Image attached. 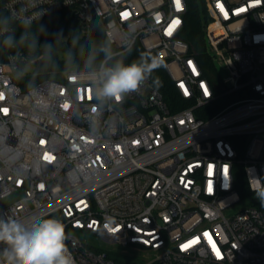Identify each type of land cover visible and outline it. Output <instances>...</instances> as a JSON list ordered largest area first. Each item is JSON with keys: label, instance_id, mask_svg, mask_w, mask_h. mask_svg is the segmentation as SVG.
<instances>
[{"label": "built area", "instance_id": "obj_1", "mask_svg": "<svg viewBox=\"0 0 264 264\" xmlns=\"http://www.w3.org/2000/svg\"><path fill=\"white\" fill-rule=\"evenodd\" d=\"M206 8L199 58L182 38L187 0H0V39L10 22H98L117 49L101 64L140 45L175 93L150 76L121 104L97 100L101 64L25 90L41 57L0 58V219L59 218L76 264H140L87 236L145 254L141 264H264V0Z\"/></svg>", "mask_w": 264, "mask_h": 264}, {"label": "trees", "instance_id": "obj_2", "mask_svg": "<svg viewBox=\"0 0 264 264\" xmlns=\"http://www.w3.org/2000/svg\"><path fill=\"white\" fill-rule=\"evenodd\" d=\"M187 5L182 38L192 45L199 58H204L206 56L205 26L208 23L206 0H187ZM10 25L14 29L13 32L0 39V58L11 52L16 54L23 52L30 58L41 57L36 64V72L27 78H21L20 83L25 90L71 67H98L106 58V53L101 51V45L110 49V55L117 51L108 41L102 25L98 22L93 23L88 32L77 20H65L61 15H53L32 24L10 22ZM9 36L14 38L13 47L5 44V39ZM142 56L148 58L149 62L153 58L140 45H136L131 52L114 57L112 64L117 61L126 64L137 62ZM156 63L158 67L151 77L159 89L167 92V100H174L173 87L171 88L160 63ZM210 71L215 73L213 67H210ZM244 183L242 180L237 186L241 197H245L246 194ZM259 208L264 213V206H261V203Z\"/></svg>", "mask_w": 264, "mask_h": 264}, {"label": "clouds", "instance_id": "obj_3", "mask_svg": "<svg viewBox=\"0 0 264 264\" xmlns=\"http://www.w3.org/2000/svg\"><path fill=\"white\" fill-rule=\"evenodd\" d=\"M5 44L13 47L14 38L7 37ZM101 51L111 59L110 49L101 45ZM157 67L155 58L149 62L144 56L127 64L123 61L111 66L101 64L91 81L95 98L121 104L128 94L141 88ZM97 112V106L93 105V115ZM256 198L264 206V189L256 192ZM66 239L65 224L56 217H32L27 223L11 216L0 219V243L7 246L0 256L6 264H76Z\"/></svg>", "mask_w": 264, "mask_h": 264}, {"label": "rangeland", "instance_id": "obj_4", "mask_svg": "<svg viewBox=\"0 0 264 264\" xmlns=\"http://www.w3.org/2000/svg\"><path fill=\"white\" fill-rule=\"evenodd\" d=\"M36 69H37V67H36L35 64H29V65L26 66L25 72L27 74H29V75H33L36 72ZM244 205H245V203L240 205L239 207H244ZM87 237H88L90 243H92V244H94L96 246H103L106 250H110L112 247H114V248H118L121 252H125V254H123V259H124V261H126L128 263L139 262L141 264L144 261V259H145V256H146L145 254H141V252H140V254L139 253H135L128 247H120L118 245L112 246L110 244L105 243L104 241H99L95 237H90V236H87ZM6 247L7 246L5 244H3L1 252Z\"/></svg>", "mask_w": 264, "mask_h": 264}, {"label": "snow or ice", "instance_id": "obj_5", "mask_svg": "<svg viewBox=\"0 0 264 264\" xmlns=\"http://www.w3.org/2000/svg\"><path fill=\"white\" fill-rule=\"evenodd\" d=\"M177 6H179V0H177ZM178 23H179L178 20L174 21V24H178ZM0 98H2V97H0ZM64 107L67 108V105H64ZM42 143H43V141H42ZM45 159H51V157L46 155ZM41 187H43V185H41ZM192 243H195V241H193ZM184 247L187 248V247H190V245H185Z\"/></svg>", "mask_w": 264, "mask_h": 264}]
</instances>
